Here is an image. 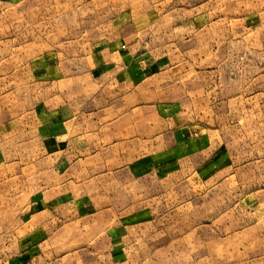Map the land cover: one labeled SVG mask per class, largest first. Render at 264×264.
I'll return each mask as SVG.
<instances>
[{
  "label": "rangeland",
  "instance_id": "374dc122",
  "mask_svg": "<svg viewBox=\"0 0 264 264\" xmlns=\"http://www.w3.org/2000/svg\"><path fill=\"white\" fill-rule=\"evenodd\" d=\"M261 1L0 0V264H264Z\"/></svg>",
  "mask_w": 264,
  "mask_h": 264
},
{
  "label": "crops",
  "instance_id": "0c3cea01",
  "mask_svg": "<svg viewBox=\"0 0 264 264\" xmlns=\"http://www.w3.org/2000/svg\"><path fill=\"white\" fill-rule=\"evenodd\" d=\"M255 4H257V3H255ZM256 8H258V7H256ZM259 8H261V17H264V1H261V3H260V6H259ZM62 123V121H60V124ZM65 123H67V124H69V126L70 127H76V121H72V120H69V121H67V122H65ZM63 124V123H62ZM57 125H59V122H56L55 124H50V125H47L46 127H45V125H43L42 126V128H40V132H41V134L44 136L45 134V129H49V130H51V131H54V132H57L56 131V129H55V127L57 126ZM87 155H89V154H87ZM92 156H88V157H86L85 158V162H84V164L82 165V166H79V162L78 163H76V161H75V163L73 164V165H70L69 167H68V170H74V173L76 174H78V175H80L81 174V171L82 170H86V168H85V166L86 165H89V167H88V169L90 170V166H92L91 165V162H86L87 161V159H90ZM82 161V160H81ZM84 161V160H83ZM105 163V162H104ZM61 165H63V163H61ZM61 165H59V169H66V167H65V165L64 166H61ZM102 166H103V163H102ZM79 169V170H78ZM108 169V168H107ZM78 170V171H77ZM105 175H108V173H105ZM73 182H69L68 184H69V186L72 184ZM56 186L58 187V188H61V187H63L64 185H62V184H60V182L59 183H56ZM84 196H89V200H91V197H90V195H88V194H84ZM55 197V199H54V201H53V204L55 205L56 203H58V206L60 205V202L59 201H61L62 199L63 200H66V205H68V206H72V207H76V204L74 203V198H73V195H72V193L71 194H69V195H67V196H60V195H58V196H54ZM45 199V197H44V194H38L35 198H32L31 199V201H35L36 203L35 204H33V205H31V204H28L27 206H26V208L24 209L23 208V210L22 211H26V212H32L31 210H33V209H37V212H36V214L35 215H33V216H31L32 218H37V220L43 215V213L44 212H40V213H38V211H40L39 209H40V206H41V208L42 209H44L45 207H46V205H44V204H42V200H44ZM42 204V205H41ZM34 205H36V207H33ZM45 206V207H44ZM48 207H50V206H48ZM25 212V213H26ZM26 219H28L30 216H29V214L27 213L26 215ZM28 222H29V220H27L26 221V225L28 224ZM21 223H22V225L24 224L25 225V222H23L22 220H21ZM43 224H44V222H42ZM38 224H41V222L40 223H38ZM44 229V225L42 226V229L41 230H43ZM40 233H41V231H40ZM43 234V233H42ZM38 237V236H37ZM40 240V239H39ZM38 240V241H39ZM21 259V260H20ZM33 259H35V258H33ZM32 259V260H33ZM17 260H20V262H19V264H22L23 262H25V258H17V259H13L12 261H11V263L10 264H18L17 263ZM32 260L30 261V262H28V259H27V261H26V263L25 264H33L34 262H32Z\"/></svg>",
  "mask_w": 264,
  "mask_h": 264
}]
</instances>
